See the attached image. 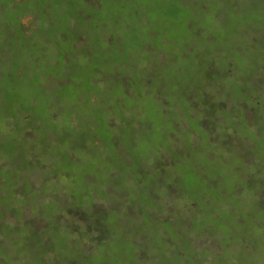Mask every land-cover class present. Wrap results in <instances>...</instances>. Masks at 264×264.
Segmentation results:
<instances>
[{
	"label": "trees",
	"instance_id": "trees-1",
	"mask_svg": "<svg viewBox=\"0 0 264 264\" xmlns=\"http://www.w3.org/2000/svg\"><path fill=\"white\" fill-rule=\"evenodd\" d=\"M69 1L71 3L68 0V5ZM262 1L263 4L257 6L264 5ZM12 3L14 9L10 5ZM27 6L29 4L26 1L0 0V16L6 11L14 15L13 20L0 17V80L5 79L7 73L15 81L16 78L21 81L29 79L41 89L40 86L52 78V69L57 67L46 53L39 50L44 47L53 50L54 43H48L47 38L40 35L42 33L38 32V26L29 32L21 29L22 19L19 16L31 12V7ZM32 9H40L41 20H49L48 7ZM246 10L253 15L256 13L255 5ZM70 13L65 27L56 23L52 29H57V35L69 36L70 51L80 50L90 54L85 51L84 33L77 38L73 35V27H76L73 17L76 12ZM77 16L81 17L79 14ZM72 19L74 26L71 25ZM89 23L88 20L78 22L80 30L85 31ZM252 29L249 27L250 32ZM259 34L264 36V32ZM129 35L135 39L133 31ZM80 38H83L84 44L77 48ZM104 39L110 42L97 31L96 43ZM261 53L264 57V52ZM61 58L68 60L67 65L71 64V58L67 55ZM41 59L45 62L49 59V64L39 63ZM161 61V58L151 56L149 63L150 66L160 65ZM261 62L264 63V60ZM88 67L90 69L87 71L100 74L97 68ZM79 71L82 68L75 73ZM111 72H105V78H114ZM73 73H66L65 83L57 88H42L38 91L46 102L39 106L33 100L32 104H26L24 110L17 107L19 110L14 114L6 108L3 96L5 90L0 86V160L7 159L11 169L9 173H3L0 168V254H6L8 250L6 264H258L264 252V216H260V211L264 214V202L259 198L264 189H258L256 194L250 193V184L256 182L254 174H249L243 168L223 171L228 176L237 175L238 180L233 189L222 190L219 189V182L226 176L220 172L222 164L207 159L200 167L214 170L215 180L205 183L201 181L206 180L205 177L195 173L186 177L175 190L172 184L166 185L167 198H157V201L151 187L139 180L146 175L157 179L160 172L175 170V166L166 160L165 154L178 153L183 159L192 158L194 154L191 156L189 152L194 149L197 137L194 136L185 148L174 145L168 153L163 151L152 158H142L137 168L132 165L129 156L120 158L116 145L113 152H103L101 143L117 144L113 131L119 128L118 122L111 116L107 117L112 108L96 95L101 91L96 86V78L88 76L86 72V80L81 81L73 79ZM144 73V83L148 85L153 73L146 70ZM189 79L194 78L191 76ZM122 87L124 89L119 91L115 99L122 108L121 115L126 118V114H131V109L125 108L123 102L135 97L128 94L130 90L124 85ZM71 89H74V95H70ZM212 103L213 99L207 94L202 99L198 98L197 104L191 102L193 109L197 108L204 114L201 126L208 128L216 121L226 129L227 119L217 116L226 105L213 108L212 113H209L207 109ZM248 106L247 122L252 128L254 120H263L264 115L260 114L261 106L256 99ZM156 114L152 108L139 110L137 118L143 119V122L133 120L128 124L127 131L133 135L138 130L148 129ZM187 118L193 119L192 111L187 114ZM185 124L187 129L188 125ZM188 135L193 137L191 132ZM172 136L176 140L175 135H171V139ZM5 141H10L9 146L12 147L7 153L2 150ZM25 141L27 148L23 146ZM230 141L232 138H225L226 143ZM85 164L95 167L97 175L106 171L107 184L103 185V189L96 174L82 171ZM180 169L183 174V169ZM31 174L33 178H39L40 182L29 179ZM245 174L250 176L248 183H245ZM120 176L124 179L121 180ZM84 182L94 185L92 192L88 191ZM16 183L20 186L18 191L15 190ZM138 189H147L155 200L151 203L137 199L131 201L130 194ZM191 192L199 197L190 198ZM211 193L212 198L209 197ZM227 193L234 197L231 198V207L220 204L221 196L225 197ZM108 198L117 202L121 200L128 206L135 202L129 206L133 211H123L120 207L116 211L106 210L111 205ZM100 199L104 200V204ZM127 200L129 203H125ZM212 200L215 204L213 208L209 206ZM204 209L206 219L197 218L195 224L194 219ZM250 213H253V221L249 219ZM195 225L202 232L194 231ZM132 231L137 232V236ZM249 231L253 234L251 237ZM200 235L204 239L202 253L205 257L210 256L211 261L197 256L199 251L196 242ZM228 235L232 237L230 239H237L240 245L230 250L226 245L223 247L224 252H220V241ZM183 246L194 253L193 259L187 260L171 252V249L178 250ZM6 258L0 255V264H5L3 261Z\"/></svg>",
	"mask_w": 264,
	"mask_h": 264
},
{
	"label": "rangeland",
	"instance_id": "rangeland-1",
	"mask_svg": "<svg viewBox=\"0 0 264 264\" xmlns=\"http://www.w3.org/2000/svg\"><path fill=\"white\" fill-rule=\"evenodd\" d=\"M16 1H26L31 7L30 13L19 16L22 19L21 29L29 32L33 27L38 26V32L42 33L40 35L47 38L48 43H54L53 50L46 47L39 50L41 53H46L57 67L52 69L54 71L52 78L44 82L40 86L41 89H54L64 84L66 73L74 72L72 78L81 81L86 80L84 79L86 72L88 76L96 78V86L101 89L96 95L111 106L112 111L107 117L115 118L119 125V128L113 131L117 137V144L101 143L103 152H113L117 146L121 154L120 158L125 159L129 156L132 165L137 168L142 158H152L163 151L168 153L167 151L174 145L185 148L193 141L194 136L197 137L194 149H190L189 152L191 156L194 154L192 158L183 159L178 153L165 154L166 160L175 166V170L167 169L164 173L160 172L157 179L147 175L141 180L138 179L151 187L157 201L167 198L166 185L172 184L175 190L186 177L195 173L205 177L206 180L201 179L205 183L215 180L214 170H204L200 167L207 159L213 162L220 161L221 173L243 168L249 174H254L256 182L248 187L251 194H256L260 188L264 189V118L254 120L252 128L247 122L248 105L254 99L261 106L260 114L264 115V63L261 62L264 60L261 53L264 52V36L259 34L264 32V5L257 6L263 4L262 0H71L69 5L68 0ZM73 1L76 2L73 4ZM10 5L15 8L13 3ZM254 5L256 13L253 15L246 8H252ZM38 6L48 7V21L41 20L40 9H32ZM70 11L73 14L76 12L75 18L73 17L75 28L74 21L71 20L73 35L77 38L84 33L87 46L85 51L90 54L80 50L70 51L69 36L57 35V29H52L53 24L56 23L65 27L71 16ZM2 16L6 20H13L14 17L7 11ZM84 20L90 23L84 28L85 31H81L78 22ZM249 27L257 30L252 29L250 32ZM97 31L110 42L104 39L97 44L95 40ZM132 31L135 33V39L129 35ZM80 44H84L83 38L78 40L76 47L78 48ZM63 55L71 58L70 65L66 64L68 60L61 58ZM151 56L161 58V64L150 66ZM47 60L45 62L41 59L38 62H45L48 65ZM211 63L212 67H210ZM88 65L100 70V74L87 71L90 69ZM81 68L80 73H75ZM111 70L114 78H105V72ZM144 70L153 73L148 85L144 83ZM191 76L193 80L189 79ZM16 79L17 81L11 79L6 73L5 79L0 80V86L5 90L3 94L5 106L11 113H16L20 108L24 110L26 104H32L33 100L39 106L46 102L38 93L41 89L33 85L31 80ZM123 85L130 90L128 94L135 97L133 100L123 102L125 108L131 109V114H126V118L121 115L122 108L115 99L119 91L124 89ZM70 93L74 95V89H71ZM205 94L213 99V103L207 109L209 113H212L213 108L226 105L224 110L217 113V116L227 119L226 129L216 121L213 125H208V128L201 126L204 114L197 108L193 109L191 102L193 105L197 104L198 98L202 99ZM146 107L154 109L157 114L149 123L148 129L135 130L134 138L132 132L127 131V126L133 120L142 123L143 119L137 116L139 110ZM191 111L193 119L187 118V114ZM184 124L188 125L187 129ZM188 132L193 134L192 138ZM171 135H175L176 140L173 136L171 139ZM226 137L232 138V141L226 143ZM9 144L10 141L3 143L2 150L5 153L8 152L9 147L12 149ZM26 144V141L23 142L25 148H27ZM236 149L241 153H236ZM7 163V159L0 160L3 173H9L11 170ZM179 166L183 169V174ZM82 171L97 175V169L88 164L82 166ZM24 174L26 177V171ZM222 174L226 176L220 180L219 189L228 191L233 189L238 180L237 175ZM32 175H29V179L40 182L39 178L36 176L33 178ZM245 175V183H248L250 176ZM97 177L103 189V185L107 184L106 171H101ZM119 178L124 179L121 176ZM84 184L88 186V191L92 192L94 185L87 182ZM19 188V184L16 183L15 190L18 191ZM212 194L209 195L210 198ZM189 197L197 198L199 195L191 192ZM231 198L234 197L228 193L225 197L221 196L220 204L231 207L230 203L233 201ZM259 198L264 202V191L260 193ZM129 199L131 201L137 199L143 203H151L155 200L147 189H138L137 192L130 194ZM107 201H111V205L106 207V210L115 211L119 207L123 211L127 209L133 211L129 206L135 203L128 206L121 200L117 202L108 198ZM100 202L104 204V200L100 199ZM209 206L215 207L213 200ZM252 214L249 215L250 220ZM260 216H264L262 211ZM197 218L206 219L205 209L198 213L194 219L195 224ZM194 231L202 232L197 225ZM132 234L137 236L138 233L132 231ZM248 234L250 237L253 235L250 231ZM202 238L200 235L196 242L199 251L197 256L211 261L210 256L205 257L202 253L204 245ZM230 238L232 237L229 235L226 238L222 237L220 252H224L223 247L225 248L226 245L229 246L228 250L239 247V241ZM172 251L187 260L195 257L194 253L187 251L185 246L179 247L178 250L173 248ZM0 255L6 258L8 250L6 249V254ZM6 262L8 263L7 258L3 263ZM258 264H264V252Z\"/></svg>",
	"mask_w": 264,
	"mask_h": 264
},
{
	"label": "flooded vegetation",
	"instance_id": "flooded-vegetation-1",
	"mask_svg": "<svg viewBox=\"0 0 264 264\" xmlns=\"http://www.w3.org/2000/svg\"><path fill=\"white\" fill-rule=\"evenodd\" d=\"M20 18V17H19Z\"/></svg>",
	"mask_w": 264,
	"mask_h": 264
}]
</instances>
